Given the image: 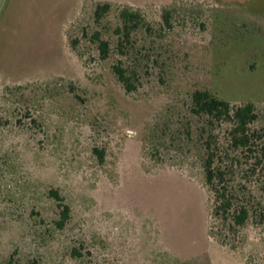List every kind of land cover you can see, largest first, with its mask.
<instances>
[{
  "label": "rangeland",
  "instance_id": "1",
  "mask_svg": "<svg viewBox=\"0 0 264 264\" xmlns=\"http://www.w3.org/2000/svg\"><path fill=\"white\" fill-rule=\"evenodd\" d=\"M185 1L195 20L182 22L187 7L161 36L139 30L126 56L116 9L93 16L97 2L129 5L158 30ZM121 60L132 93L113 72ZM197 90L253 103L264 131V0H0V264H262V165L238 173L254 217L236 248L208 235ZM53 189L70 208L63 229Z\"/></svg>",
  "mask_w": 264,
  "mask_h": 264
},
{
  "label": "trees",
  "instance_id": "2",
  "mask_svg": "<svg viewBox=\"0 0 264 264\" xmlns=\"http://www.w3.org/2000/svg\"><path fill=\"white\" fill-rule=\"evenodd\" d=\"M178 2L162 10L160 28H153L146 21L141 9L129 5H114L112 2H97L94 8L95 23L101 24L115 8L120 25L115 29V34L120 42L118 51L126 56V44L131 41L134 33L144 30L150 36L162 35L171 31L176 25L177 15L181 11L187 12L182 20L189 21L191 16L195 20L194 10L196 5L192 2ZM189 5V6H188ZM205 27V24H202ZM160 31V33H159ZM92 40L98 46L100 58L107 60L111 53L109 41L105 40L100 31L92 35ZM78 42L71 41L72 49H77ZM113 72L118 81L128 93L136 90L135 72H129L124 67L122 60L113 66ZM192 112L204 120V156L202 168L205 183L214 196L209 227V237L223 246L236 248L240 229L244 228L253 219L252 202L245 198V192L238 180V173L242 165L264 167V131L253 129V124L258 119L256 106L248 103L240 106L218 100L210 92L197 90L192 95ZM224 128L225 136L220 140L214 132ZM95 154L102 162L105 153L95 149ZM49 196L57 200L61 208V217L56 222L59 229H63L70 219V208L64 203V198L58 190H50ZM256 217V216H255ZM264 220V213L261 214ZM11 264V263H10ZM264 264V259L263 263Z\"/></svg>",
  "mask_w": 264,
  "mask_h": 264
}]
</instances>
